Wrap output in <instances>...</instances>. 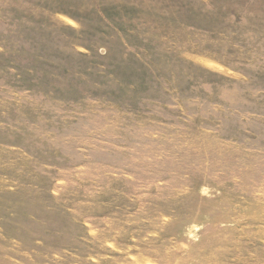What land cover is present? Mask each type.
<instances>
[{"label": "rangeland", "instance_id": "obj_1", "mask_svg": "<svg viewBox=\"0 0 264 264\" xmlns=\"http://www.w3.org/2000/svg\"><path fill=\"white\" fill-rule=\"evenodd\" d=\"M0 264H264V0H0Z\"/></svg>", "mask_w": 264, "mask_h": 264}]
</instances>
